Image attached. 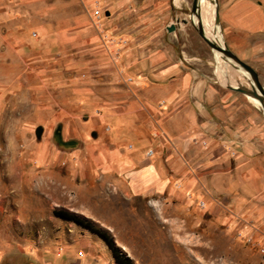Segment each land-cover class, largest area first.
I'll return each instance as SVG.
<instances>
[{"label":"rangeland","instance_id":"374dc122","mask_svg":"<svg viewBox=\"0 0 264 264\" xmlns=\"http://www.w3.org/2000/svg\"><path fill=\"white\" fill-rule=\"evenodd\" d=\"M192 3L0 0V264H264V163H239L226 146L228 158L207 170L219 188L202 183L182 195L135 192L129 177L98 162L109 143L108 124L93 122L100 102H126L121 89L134 75L123 59L129 48L152 45L156 30L217 90L236 93L228 103L264 121L258 101L230 89L252 85L199 35ZM217 6L221 41L264 85V31L228 32ZM115 83L121 97L112 100ZM252 168L258 191L238 184Z\"/></svg>","mask_w":264,"mask_h":264},{"label":"crops","instance_id":"0c3cea01","mask_svg":"<svg viewBox=\"0 0 264 264\" xmlns=\"http://www.w3.org/2000/svg\"><path fill=\"white\" fill-rule=\"evenodd\" d=\"M220 8L228 32L251 35L264 31V0H220ZM25 31L22 33L28 37ZM156 32L153 44L144 48L151 47L149 51L142 45L132 47L123 59V71L134 75L121 89L126 102H100L101 110L93 122L108 124L109 143H102L98 162L129 177L135 192L182 195L202 183L219 188L208 165L226 160L228 145L236 151L232 157L239 163H264L261 115L255 110L245 113L228 103L235 92L217 90L214 81L199 67H192L186 55L162 40L164 32ZM138 51L144 52L138 55ZM119 90L115 83L109 94L112 100L121 97ZM150 116L159 117V122ZM150 148L154 153L148 156ZM202 168H206L205 174L197 175ZM256 174L252 168L239 186L258 191Z\"/></svg>","mask_w":264,"mask_h":264},{"label":"water","instance_id":"95a60500","mask_svg":"<svg viewBox=\"0 0 264 264\" xmlns=\"http://www.w3.org/2000/svg\"><path fill=\"white\" fill-rule=\"evenodd\" d=\"M215 2V23L219 25L220 23V15H219V11H218V6H217V0H214ZM192 15H196L197 18L199 19V22L197 25L194 24L193 22V19H192ZM190 20L192 22V24L196 27L199 35L203 38V40L212 48V49H217L219 51H222L225 55V57L227 59H230L234 64L235 67H240L242 68L243 70L247 71L255 86L264 94V85H262L260 79H259V75L256 71L255 68H253L250 64H248L247 62L241 60L228 46L227 44L225 43V46L224 47H220L218 46L214 41H212L210 38H208L205 34V31H204V27L202 25V22H201V7H200V0H193V3H192V13L190 15ZM184 23H187V20L184 19L183 20ZM175 29V26L173 24H171L170 26L167 27V30L168 31H173ZM255 86L252 85V89H248V88H243V87H239V86H232L230 85V89L232 90H236V91H239L245 95H252L254 96L255 98H257L260 103L262 104V106L264 107V99L263 97L255 90ZM264 113V111H263Z\"/></svg>","mask_w":264,"mask_h":264},{"label":"bare ground","instance_id":"6f19581e","mask_svg":"<svg viewBox=\"0 0 264 264\" xmlns=\"http://www.w3.org/2000/svg\"><path fill=\"white\" fill-rule=\"evenodd\" d=\"M200 7H201V22H202V25L204 27V31H205L206 36L208 38H210L212 41H214L218 46L224 47L225 46V42L221 41V37H220V35L218 33V31H219L218 24L215 23L214 24L215 25L214 28L212 26V24H213V14H214V19H215V8L214 7L212 8L208 4H206L205 0H200ZM192 17H193L194 24L197 25L198 22H199V19L197 18L196 15H192ZM214 22H215V20H214ZM212 31H214L216 33V36L212 35ZM213 52L217 54L218 58H221L220 56L226 58L222 51H219L217 49H213ZM228 60H230V59H228ZM238 68L242 72L243 76L249 81L250 85H254L255 86L250 74L247 71L243 70L242 68H240V67H238ZM220 73L223 76V78H226L228 76L226 71L224 70V68L220 69ZM255 90L262 97L264 96V94L256 86H255ZM248 96H250V98L252 97L256 101H258V102H256V101L255 102L264 109V107L262 106V104L260 103V101L257 98H255L254 96H252L250 94Z\"/></svg>","mask_w":264,"mask_h":264},{"label":"trees","instance_id":"16d2710c","mask_svg":"<svg viewBox=\"0 0 264 264\" xmlns=\"http://www.w3.org/2000/svg\"><path fill=\"white\" fill-rule=\"evenodd\" d=\"M60 214H61V215H64V216H67V217H71V218H73V219H75V220H77V221H79V222H82V223H84L85 225L90 226L91 228H93V226L89 223V221H86V220L83 219V218L77 217L76 215H75V216H72V215H68L67 213H63V212H61ZM98 231H99L101 234H103L105 237H107L108 240L111 242V239L108 237V235H107L104 231H100V230H98Z\"/></svg>","mask_w":264,"mask_h":264},{"label":"built area","instance_id":"2783aa9c","mask_svg":"<svg viewBox=\"0 0 264 264\" xmlns=\"http://www.w3.org/2000/svg\"><path fill=\"white\" fill-rule=\"evenodd\" d=\"M101 14V10L98 8L95 10V15L97 16V18H99ZM130 81L132 80V78L129 79ZM228 149L231 151L232 154H235L236 151L233 149L232 145H228ZM154 153V150L151 149L148 151V156H151Z\"/></svg>","mask_w":264,"mask_h":264}]
</instances>
